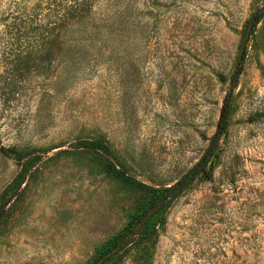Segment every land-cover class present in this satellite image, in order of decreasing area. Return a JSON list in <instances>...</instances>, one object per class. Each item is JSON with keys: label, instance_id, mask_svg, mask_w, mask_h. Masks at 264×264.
<instances>
[{"label": "rangeland", "instance_id": "374dc122", "mask_svg": "<svg viewBox=\"0 0 264 264\" xmlns=\"http://www.w3.org/2000/svg\"><path fill=\"white\" fill-rule=\"evenodd\" d=\"M32 1L0 0V147L14 150L0 152V264H264V14L211 175L170 204L151 245L97 256L136 192L82 145L103 140L125 174L172 183L203 154L264 0H132L128 36L86 38L87 55L45 68Z\"/></svg>", "mask_w": 264, "mask_h": 264}, {"label": "trees", "instance_id": "16d2710c", "mask_svg": "<svg viewBox=\"0 0 264 264\" xmlns=\"http://www.w3.org/2000/svg\"><path fill=\"white\" fill-rule=\"evenodd\" d=\"M18 1L25 9V2L28 0ZM154 2L157 0H146L148 4H155ZM29 3H32L29 7L30 13L23 16L36 22L31 29L37 37L35 57L39 60L37 65L40 68H45L54 59L62 60L66 57L72 59L75 55L80 57L87 55L93 44H84L83 40L86 38L100 34L112 36L114 32L123 36L130 34V16L134 9L132 0H114L113 5L106 0L102 13L99 12V6L95 8V0H33ZM263 14L264 2L251 14L253 22ZM240 66L241 64L235 65L233 71L224 79L227 84L226 90L220 102L214 131L208 138L203 154L170 184L150 185L125 174L109 158L110 152L103 140L82 142L85 148L100 158L98 162L106 174L118 178L136 192L125 224L117 233L100 244L98 257L109 252L104 259L107 260L115 253L128 248H144L151 245L155 239L156 226L162 222L170 204L195 180L209 179L212 170L211 160L216 156L218 142L226 134L229 126L233 89L237 84ZM248 119H251V116ZM0 152L13 153L14 150L0 147Z\"/></svg>", "mask_w": 264, "mask_h": 264}, {"label": "water", "instance_id": "95a60500", "mask_svg": "<svg viewBox=\"0 0 264 264\" xmlns=\"http://www.w3.org/2000/svg\"><path fill=\"white\" fill-rule=\"evenodd\" d=\"M252 17L249 18L248 22H247V25H246V29H245V32H244V35H243V38L241 40V43H240V46H239V49H238V54H237V58H236V65L239 64L240 62V58H241V55H242V52H243V48H244V44H245V41H246V38L248 36V33H249V29L251 27V23H252ZM113 251V250H112ZM107 255V254H106ZM105 255V256H106ZM101 262V260H98L96 261L94 264H99Z\"/></svg>", "mask_w": 264, "mask_h": 264}]
</instances>
